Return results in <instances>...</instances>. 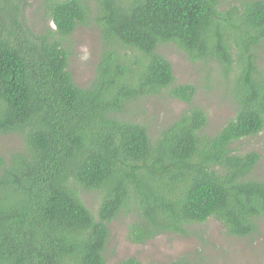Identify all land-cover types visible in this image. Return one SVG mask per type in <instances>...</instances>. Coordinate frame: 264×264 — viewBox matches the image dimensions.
<instances>
[{
  "label": "trees",
  "instance_id": "1",
  "mask_svg": "<svg viewBox=\"0 0 264 264\" xmlns=\"http://www.w3.org/2000/svg\"><path fill=\"white\" fill-rule=\"evenodd\" d=\"M30 5L0 0V134L24 142L0 156V264H106L119 215L130 218L134 243L189 235L210 218L234 236L256 233L264 179L252 172L261 155L233 144L264 130V0H43V32L29 23ZM87 23L103 48L81 87L63 41ZM169 42L217 62L236 112L215 134L196 105L153 132L138 120L152 95L193 103L196 86L175 85L158 51ZM87 190L96 204L86 203Z\"/></svg>",
  "mask_w": 264,
  "mask_h": 264
},
{
  "label": "rangeland",
  "instance_id": "2",
  "mask_svg": "<svg viewBox=\"0 0 264 264\" xmlns=\"http://www.w3.org/2000/svg\"><path fill=\"white\" fill-rule=\"evenodd\" d=\"M42 1L32 0L26 11L29 23L37 32H43L50 23L49 17L42 15ZM63 44L69 52V71L74 81L81 87L90 85L103 48L100 29L94 23L79 25ZM158 51L172 64L175 85L191 83L196 86V95L193 103L169 95L146 97L138 120L148 123L153 132L196 105L207 113L206 131L215 134L236 112L233 101L223 91L222 77L216 70L219 68L217 62L194 59L173 42L160 44ZM259 54L264 65V43ZM23 146L20 134H0V156L8 157ZM233 148L240 153L258 151L261 158L252 177L264 179V130L236 142ZM83 196L87 204H96L93 191H84ZM129 221L128 216L119 215L110 224L106 264H118L128 257H135L142 264H169L181 258L190 264H264V218L259 222L258 231L248 237L231 235L217 219L210 218L205 223L191 225L189 235L162 233L144 243H134L129 239Z\"/></svg>",
  "mask_w": 264,
  "mask_h": 264
}]
</instances>
